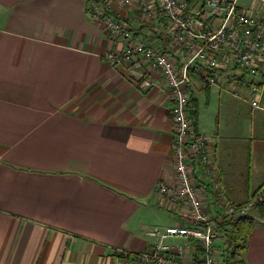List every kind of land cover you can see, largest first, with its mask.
Returning a JSON list of instances; mask_svg holds the SVG:
<instances>
[{
  "label": "crops",
  "instance_id": "1",
  "mask_svg": "<svg viewBox=\"0 0 264 264\" xmlns=\"http://www.w3.org/2000/svg\"><path fill=\"white\" fill-rule=\"evenodd\" d=\"M108 1L141 40L165 47L161 13L150 20ZM187 1L197 10L204 0ZM86 2L0 0V264H153L140 257L152 245L145 232L187 220L155 190L177 184L166 84L150 71L142 91L108 65L103 54L122 44L88 17ZM192 76L189 114L213 162L203 206L217 217L225 203L255 199L237 258L264 264L263 92L253 107ZM226 239L216 243L220 260Z\"/></svg>",
  "mask_w": 264,
  "mask_h": 264
},
{
  "label": "built area",
  "instance_id": "2",
  "mask_svg": "<svg viewBox=\"0 0 264 264\" xmlns=\"http://www.w3.org/2000/svg\"><path fill=\"white\" fill-rule=\"evenodd\" d=\"M250 1L255 9L243 7L240 0H204L197 10L187 0H121L119 6L135 5L150 20L158 13L163 15L159 27L169 37L164 48L141 40L114 14L108 0L86 2L88 17L101 22L107 34L122 44L103 54L108 65L135 77L142 91L153 84L147 73L156 71L169 91L177 184L157 182L155 190L185 206L187 220L148 229L145 234L152 245L140 255L142 260L153 264H222L217 241L227 236L230 221L246 217L255 205V199H250L225 203L221 216L206 212L200 189L211 180L213 162L208 138L194 130L189 114L192 75L203 86L226 90L253 107L259 106L264 88V0ZM178 50L184 54L176 59ZM172 238L184 241L171 244Z\"/></svg>",
  "mask_w": 264,
  "mask_h": 264
},
{
  "label": "trees",
  "instance_id": "3",
  "mask_svg": "<svg viewBox=\"0 0 264 264\" xmlns=\"http://www.w3.org/2000/svg\"><path fill=\"white\" fill-rule=\"evenodd\" d=\"M262 98L264 103V88ZM190 101L193 100L191 99ZM190 115L193 119L195 118V112L193 110L190 112ZM257 204L262 216L264 217V202ZM251 229L252 221L247 216L230 221L229 232L227 234V245L221 255V262L223 261V264H242L241 260L238 259L237 256L245 248L246 238Z\"/></svg>",
  "mask_w": 264,
  "mask_h": 264
},
{
  "label": "rangeland",
  "instance_id": "4",
  "mask_svg": "<svg viewBox=\"0 0 264 264\" xmlns=\"http://www.w3.org/2000/svg\"><path fill=\"white\" fill-rule=\"evenodd\" d=\"M198 102L196 103L195 107H203L205 104V93H202L201 96H198ZM185 207V206H182ZM254 212V211H253Z\"/></svg>",
  "mask_w": 264,
  "mask_h": 264
}]
</instances>
